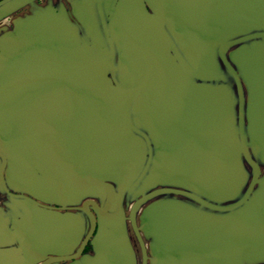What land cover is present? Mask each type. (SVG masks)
<instances>
[{"label": "water", "instance_id": "1", "mask_svg": "<svg viewBox=\"0 0 264 264\" xmlns=\"http://www.w3.org/2000/svg\"><path fill=\"white\" fill-rule=\"evenodd\" d=\"M154 9L118 33L117 64L95 63L84 32L0 27V175L50 195L59 212L42 209L73 223L76 243L96 223L73 264H136L128 224L139 207L147 241L154 209L162 227L166 202L153 194L230 188L215 198L218 219L169 201V264H264V0ZM158 241L156 264H168Z\"/></svg>", "mask_w": 264, "mask_h": 264}, {"label": "flooded vegetation", "instance_id": "2", "mask_svg": "<svg viewBox=\"0 0 264 264\" xmlns=\"http://www.w3.org/2000/svg\"><path fill=\"white\" fill-rule=\"evenodd\" d=\"M156 0H0V27L13 29L14 23L20 19L32 23L48 24L54 30L84 32L85 43L89 53L95 55V63H123V35L124 30H131L140 23L141 15L154 13ZM142 6L144 9L136 7ZM181 10V12H183ZM103 32H116V36H107ZM94 33V35L92 34ZM110 47V48H109ZM109 48V49H104ZM105 54L106 56H103ZM135 62V61H128ZM99 94V93H97ZM28 186L14 184L11 177L7 179L5 173L0 175V264H73L77 253H90V238L96 229L89 233L86 230L84 237L78 243L75 240L73 223L61 222L60 216H50L42 209L43 206L53 207L59 212L60 206L48 201L51 197L44 193L29 195ZM161 188L170 190L172 186H154L153 190ZM183 194H153L150 201L165 200V212L162 227L156 220L155 209L151 213V225L148 241L143 236L139 223L140 208L134 213L133 228L128 224V233L134 249L136 264H141L143 253L148 255L153 264H156L157 253L161 252L159 239L163 235L164 260L169 264L170 236H171V209L169 201L180 199L182 212L187 214L185 205L189 204L193 211L205 212L219 218V204L217 198L220 185H191L176 186ZM202 191L195 195H185L187 190ZM45 198V201L41 200ZM27 198L30 199L27 202ZM219 199V198H217ZM212 203L214 207L206 206ZM231 200L227 201L230 202ZM188 205V206H189ZM225 210L224 212H226ZM87 233V234H86ZM87 235V236H86ZM84 240V243H82ZM162 247V246H161ZM163 248V247H162ZM160 260V258H159ZM148 264V262H146Z\"/></svg>", "mask_w": 264, "mask_h": 264}]
</instances>
